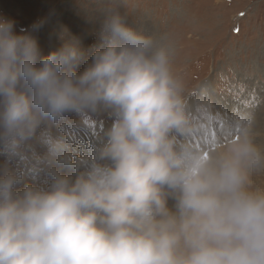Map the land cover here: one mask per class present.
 Masks as SVG:
<instances>
[{
    "label": "clouds",
    "instance_id": "obj_1",
    "mask_svg": "<svg viewBox=\"0 0 264 264\" xmlns=\"http://www.w3.org/2000/svg\"><path fill=\"white\" fill-rule=\"evenodd\" d=\"M13 29L0 21V145L11 164L0 171V264H264L261 133L242 117L193 143L204 127L165 36L113 14L89 59L74 39L41 56ZM101 113L111 125L90 157L74 162L45 137L32 170L46 179L24 183V148L43 120Z\"/></svg>",
    "mask_w": 264,
    "mask_h": 264
},
{
    "label": "rangeland",
    "instance_id": "obj_2",
    "mask_svg": "<svg viewBox=\"0 0 264 264\" xmlns=\"http://www.w3.org/2000/svg\"><path fill=\"white\" fill-rule=\"evenodd\" d=\"M113 14L138 34L165 36L173 46V72L184 83L189 112L204 127L203 144L197 137L196 146L219 136L224 120L241 117L253 119L264 141V0H0V21H11L16 34L34 38L41 56L74 39L90 59ZM65 120L63 127L43 120L26 142L24 183L46 179L32 170L47 151L45 137L75 145L111 125L104 113L83 119L68 114ZM100 135L79 161L93 154ZM10 166L0 145V171Z\"/></svg>",
    "mask_w": 264,
    "mask_h": 264
},
{
    "label": "bare ground",
    "instance_id": "obj_3",
    "mask_svg": "<svg viewBox=\"0 0 264 264\" xmlns=\"http://www.w3.org/2000/svg\"><path fill=\"white\" fill-rule=\"evenodd\" d=\"M105 131L101 128V131H98L97 133H95L92 136H91V133L89 132V133L84 135V136H88L87 139L82 140V137H81V139L79 141H77V143L75 145H73V144L70 145L66 141H64L62 143H64L67 146L68 151H69L73 161L74 162L75 161H79L81 159V157L86 156V155H88L90 153V144H93L94 141L99 140V138L101 137L100 134L103 135L104 133H102V132H105ZM91 154H92V152H91ZM64 171H65L66 174H71V170L70 169H65ZM34 177H37V176H34ZM36 179L38 181H40L38 178H36ZM42 179H44V177Z\"/></svg>",
    "mask_w": 264,
    "mask_h": 264
},
{
    "label": "snow or ice",
    "instance_id": "obj_4",
    "mask_svg": "<svg viewBox=\"0 0 264 264\" xmlns=\"http://www.w3.org/2000/svg\"><path fill=\"white\" fill-rule=\"evenodd\" d=\"M231 124H232L231 120H224L223 123H222L223 130H227L230 127Z\"/></svg>",
    "mask_w": 264,
    "mask_h": 264
}]
</instances>
